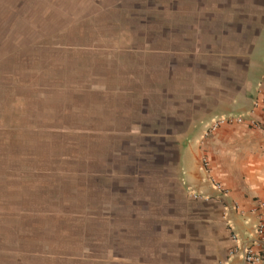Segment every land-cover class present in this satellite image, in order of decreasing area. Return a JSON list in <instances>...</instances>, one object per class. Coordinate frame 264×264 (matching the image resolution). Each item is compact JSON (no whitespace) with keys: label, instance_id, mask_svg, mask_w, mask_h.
I'll return each instance as SVG.
<instances>
[{"label":"crops","instance_id":"0c3cea01","mask_svg":"<svg viewBox=\"0 0 264 264\" xmlns=\"http://www.w3.org/2000/svg\"><path fill=\"white\" fill-rule=\"evenodd\" d=\"M245 17L213 36L202 21L194 34L171 36L165 28L139 46L138 38L124 47L85 38L62 68L68 73L50 84L23 77L17 85L22 93L12 95L0 114V219L7 235L11 229L24 235L29 220L85 219L86 242L89 228L123 218V194L137 193L138 165L104 162L98 150L85 164L29 161L39 157L47 138H81L85 146L86 140L175 139L180 184L219 205L231 238L225 264H243L234 252L239 243L256 240L252 210L264 200V21L251 26ZM50 95L69 103L47 106ZM229 117L245 121L211 130ZM252 118L263 129L251 127ZM210 179L228 189L225 203ZM129 218L137 219V211ZM36 226L38 234L45 230L39 221Z\"/></svg>","mask_w":264,"mask_h":264},{"label":"rangeland","instance_id":"374dc122","mask_svg":"<svg viewBox=\"0 0 264 264\" xmlns=\"http://www.w3.org/2000/svg\"><path fill=\"white\" fill-rule=\"evenodd\" d=\"M245 15L251 26L263 22L264 0H0V114L12 95L22 93L17 85L23 77L50 84L57 74L68 73L70 52L85 45V38L106 45L115 40L123 47L138 38L139 46L146 36L165 34V28L171 36L194 34L202 21L211 35ZM44 103L67 104L69 98L50 95ZM86 144L81 138H47L39 157L29 161L85 164L98 150L104 162L136 163L137 193L121 196L123 218L89 228L86 242L85 219L29 220L22 236L12 229L7 235L6 220L0 219V264H225L231 238L220 207L180 184L177 140ZM110 151L113 157L107 156ZM130 211L138 218H129ZM38 221L45 224L39 234Z\"/></svg>","mask_w":264,"mask_h":264},{"label":"built area","instance_id":"2783aa9c","mask_svg":"<svg viewBox=\"0 0 264 264\" xmlns=\"http://www.w3.org/2000/svg\"><path fill=\"white\" fill-rule=\"evenodd\" d=\"M261 87L264 89V81L261 83ZM255 106H258V102L255 103ZM232 121H236L237 123H244L245 119L244 117L225 118L216 122V124H214L211 130L214 131L219 128L222 124L231 123ZM250 126L255 129H263L261 123L253 118L250 120ZM202 165L205 170H208L209 161L206 157L202 158ZM210 181L212 182L214 188L220 193L219 200L222 203H225L224 200L226 199L229 193L228 189L219 182H216L214 179H210ZM225 206L226 208H231V206H229L228 204H226ZM234 207L236 210L239 209L237 205H235ZM252 211L257 218L256 240L253 242L250 241L245 243H239L236 246V251L234 252V254L238 253L241 255L243 264H264V200L258 201L257 205Z\"/></svg>","mask_w":264,"mask_h":264}]
</instances>
